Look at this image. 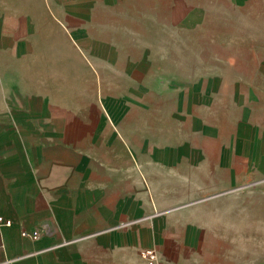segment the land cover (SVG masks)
Instances as JSON below:
<instances>
[{"label": "crops", "instance_id": "1", "mask_svg": "<svg viewBox=\"0 0 264 264\" xmlns=\"http://www.w3.org/2000/svg\"><path fill=\"white\" fill-rule=\"evenodd\" d=\"M118 2L0 0V264H264V0Z\"/></svg>", "mask_w": 264, "mask_h": 264}, {"label": "rangeland", "instance_id": "2", "mask_svg": "<svg viewBox=\"0 0 264 264\" xmlns=\"http://www.w3.org/2000/svg\"><path fill=\"white\" fill-rule=\"evenodd\" d=\"M191 0H119V11L127 14L136 22L148 21L151 23L166 22L165 33L161 30V35H165L167 40V51L173 54L182 55L183 62L190 63L192 45L195 38H206L207 25L199 27L192 25L191 19ZM203 41V40H202ZM201 48V44H200ZM185 66V65H184ZM183 79L189 78L185 75ZM161 94V93H159ZM158 93H152V99L165 98ZM190 92H186L189 99ZM174 95L168 96L164 100H173ZM162 110H165L162 108Z\"/></svg>", "mask_w": 264, "mask_h": 264}, {"label": "built area", "instance_id": "3", "mask_svg": "<svg viewBox=\"0 0 264 264\" xmlns=\"http://www.w3.org/2000/svg\"><path fill=\"white\" fill-rule=\"evenodd\" d=\"M12 219L7 218L0 214V224H11ZM24 235L26 231L22 232ZM35 236V235H34ZM2 246V239L0 238V247ZM141 256L144 258V264H161L157 250L154 247H146L140 251Z\"/></svg>", "mask_w": 264, "mask_h": 264}]
</instances>
